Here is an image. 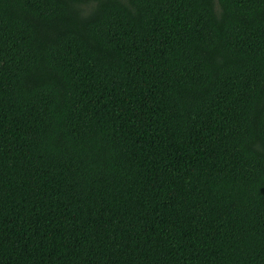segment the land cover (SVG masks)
<instances>
[{"label": "trees", "instance_id": "obj_1", "mask_svg": "<svg viewBox=\"0 0 264 264\" xmlns=\"http://www.w3.org/2000/svg\"><path fill=\"white\" fill-rule=\"evenodd\" d=\"M0 264H264V0H0Z\"/></svg>", "mask_w": 264, "mask_h": 264}]
</instances>
